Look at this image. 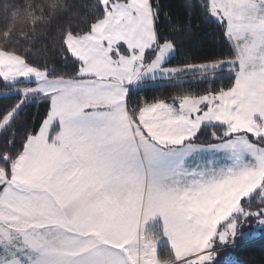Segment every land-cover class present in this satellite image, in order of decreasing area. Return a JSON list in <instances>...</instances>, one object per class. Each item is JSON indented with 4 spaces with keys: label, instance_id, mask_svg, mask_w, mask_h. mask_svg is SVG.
Segmentation results:
<instances>
[{
    "label": "snow or ice",
    "instance_id": "1",
    "mask_svg": "<svg viewBox=\"0 0 264 264\" xmlns=\"http://www.w3.org/2000/svg\"><path fill=\"white\" fill-rule=\"evenodd\" d=\"M164 7L0 0V264H240L264 237V0H200L222 48L174 66Z\"/></svg>",
    "mask_w": 264,
    "mask_h": 264
},
{
    "label": "trees",
    "instance_id": "2",
    "mask_svg": "<svg viewBox=\"0 0 264 264\" xmlns=\"http://www.w3.org/2000/svg\"><path fill=\"white\" fill-rule=\"evenodd\" d=\"M24 2V0H21ZM200 0H162L165 5L163 12L168 13L172 17V23L177 20L187 23L190 20L191 26L187 31L177 36L178 45L175 56L170 61V66L181 64L185 61L199 63L205 57L212 56L219 53L222 48V43L219 36V30L214 24L205 22L202 14L197 8ZM191 4V9L186 8V5ZM192 13L191 15L189 13ZM66 21L60 20L59 24H64ZM73 26L76 24L75 17L72 18ZM160 29L163 35L171 34V27L169 22L164 19L163 14L160 22ZM53 32L56 31V24L53 25ZM43 56V54H40ZM40 62V61H37ZM227 80H218L215 83L216 87L227 84ZM201 84H186L183 87L198 90L206 87ZM5 90V84L0 80V91ZM174 87H147L143 91L135 93L132 97L133 101L137 99L151 100L156 96H169L176 92ZM42 111L37 107L30 109L32 113ZM235 259L240 264H264V237L259 240L250 239L237 252L234 253Z\"/></svg>",
    "mask_w": 264,
    "mask_h": 264
},
{
    "label": "rangeland",
    "instance_id": "3",
    "mask_svg": "<svg viewBox=\"0 0 264 264\" xmlns=\"http://www.w3.org/2000/svg\"><path fill=\"white\" fill-rule=\"evenodd\" d=\"M174 56H175V54H174ZM174 56H173V57H174ZM172 59H173V58H172ZM165 83H166V82H165ZM252 238H254V241H255V240H259V239H261L262 236H261L259 233H257V234H255V236L252 237ZM252 238H251V239H252Z\"/></svg>",
    "mask_w": 264,
    "mask_h": 264
}]
</instances>
